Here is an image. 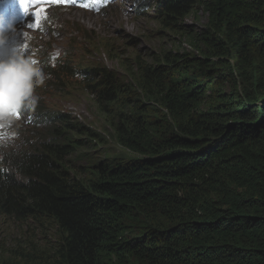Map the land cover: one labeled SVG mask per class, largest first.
Returning <instances> with one entry per match:
<instances>
[{
  "label": "trees",
  "instance_id": "16d2710c",
  "mask_svg": "<svg viewBox=\"0 0 264 264\" xmlns=\"http://www.w3.org/2000/svg\"><path fill=\"white\" fill-rule=\"evenodd\" d=\"M154 1L163 27L194 6L207 26L188 32L189 51L138 57L131 86L76 72L127 156L79 171L72 157L95 134L35 110L47 139L0 162V216L29 239L0 241V264H264V0ZM46 226L59 240L42 247Z\"/></svg>",
  "mask_w": 264,
  "mask_h": 264
},
{
  "label": "rangeland",
  "instance_id": "374dc122",
  "mask_svg": "<svg viewBox=\"0 0 264 264\" xmlns=\"http://www.w3.org/2000/svg\"><path fill=\"white\" fill-rule=\"evenodd\" d=\"M123 1L124 4L113 6L104 16H99L98 11L91 9L92 7L89 5L82 7L81 11L65 9V11L52 12L53 18H50L45 32L46 35H49V39L41 40V43L53 53L55 62L70 63L68 67H71L74 73L87 68L100 72L103 70L104 73L112 75L121 84L129 80L131 86L133 85L132 79L135 78V71L132 70L138 57L150 62H158L164 56V52L184 53L189 51L188 32L203 29L208 23L206 13L194 6L191 8L189 16L179 21L174 26L175 28L170 29L166 26L163 27L165 17L160 19V15L152 9L145 12L146 16L141 17L134 0ZM91 2L103 5L104 3L111 4L113 1L106 3L105 0H91ZM154 5L155 2L152 3V6ZM98 9L100 8L98 7ZM52 19H55V23L61 26L60 29L52 24ZM77 26H80L84 32L77 34ZM93 28L96 31H93ZM52 30L56 34L52 33ZM66 32L72 36L64 35ZM35 37L45 38L42 34H37ZM31 43L37 42L32 39ZM53 68V65L47 63L46 70L53 71ZM46 70L43 69V71ZM81 79L74 75L70 78L63 77L56 83L53 81L47 83V89L37 86L34 94L41 97L42 106L50 110L51 113L65 116V120H72L73 123H77L95 134V143L93 142L88 148L76 151L71 160L72 166L77 170L87 171L95 161L123 157L129 153H125L116 142L111 125L115 119L104 114L105 109L99 102L100 97L95 94L93 87L92 89L88 88L89 81L84 84ZM24 116L19 120L29 119L31 122H35L31 113L28 115L25 113ZM57 122L53 121V123ZM61 123L59 121L58 124H52L53 126L50 125L49 128L59 129ZM45 128L47 127L36 126L34 123L28 126L25 123L18 124L15 131H21L22 135L11 138L6 146L12 147L2 152L17 151L19 154L23 149L26 150L27 146L23 145L22 137L26 138L27 133L28 137L25 142L29 143L30 137L35 136L32 143L35 146L36 139L44 137ZM76 138L85 139L81 135H77ZM21 155L22 153L18 156ZM1 157L3 156L0 153ZM0 162L5 161L0 160ZM15 175L22 178V175L16 170ZM28 239V231H24L17 222L0 216L1 242L7 243L8 247L12 248L16 243L25 246ZM36 239L39 240L42 247H47L54 245L59 240V236L54 228L46 226L43 232L37 233Z\"/></svg>",
  "mask_w": 264,
  "mask_h": 264
},
{
  "label": "clouds",
  "instance_id": "9594fccd",
  "mask_svg": "<svg viewBox=\"0 0 264 264\" xmlns=\"http://www.w3.org/2000/svg\"><path fill=\"white\" fill-rule=\"evenodd\" d=\"M153 2L155 1L144 0V3H138L137 8H139L138 10L141 17L146 16L147 11L151 9L156 12V3L152 6ZM121 4H124L123 0L115 1L105 8L104 12L99 16H104V14L108 13L110 8ZM144 7H150V9L144 10L146 13L143 16L141 10L144 9ZM14 32V25L8 22L6 18L0 17V50H6L0 52V134H2L0 135V153L3 156L0 160H10V156H18L20 153L24 152L29 155L36 149V147L32 145L34 137L29 143L25 142L28 137L27 133L26 138H22L23 145L27 146L26 150L23 149L19 154L17 151H9V153L2 152L12 147L6 145L15 135L16 131L14 132L13 129L17 125L21 114L35 109L39 99V97L34 94L35 88L43 84L46 79L45 73L39 63L33 59L31 55L26 53V44L9 47V41ZM46 39L49 38L46 37ZM66 64H64L62 68ZM51 81L55 82L56 78H49L45 83H51ZM46 139L47 138L42 139L41 144ZM4 171H6V169H4ZM12 172L15 175V170H12Z\"/></svg>",
  "mask_w": 264,
  "mask_h": 264
},
{
  "label": "bare ground",
  "instance_id": "6f19581e",
  "mask_svg": "<svg viewBox=\"0 0 264 264\" xmlns=\"http://www.w3.org/2000/svg\"><path fill=\"white\" fill-rule=\"evenodd\" d=\"M87 2H91V0H86ZM102 1V0H101ZM106 1V3L107 2H110V1H107V0H105ZM81 8H82V6H76V5H72V6H69L68 8H66V9H74V10H79V11H81ZM23 11V8H20V10H19V12H22ZM32 11H35V10H33L32 9ZM26 19H25V23H26V28L24 29V30H19V31H15L13 34H12V36H11V39H10V41H9V47H12L14 44H16V43H20V44H22V45H24V44H26V45H31V44H33V43H31V40L33 39L34 41H36L37 43H35V44H33L35 47H39V46H43L42 48L44 49L45 47H46V45H43L42 43H41V41H37V38L35 37L37 34H42V36L44 35V37L46 38H48V36L49 35H46V31H47V25H48V22H49V20H50V18H53V17H51V16H47L46 15V19H44V20H42V22H41V24H40V28L39 29H37V31H34L33 29H29V27H28V25L29 24H31V23H29L28 21H27V18H30L31 19V21H33V23H34V20H35V17L32 15V14H26V17H25ZM19 32L20 33H22V34H24L25 35V33H27V37H26V39H16L15 38V36H17L18 34H19ZM52 33H55V31L54 30H52ZM56 34V33H55ZM32 38V39H31ZM54 45V44H53ZM3 51H6V50H0V52H3ZM40 52H41V50H40ZM57 52V51H56ZM59 52V51H58ZM57 52V53H58ZM67 53V52H66ZM65 53V54H66ZM58 55V54H57ZM58 58L59 57H61V56H57ZM55 60L56 59H52V60H50L48 63H50L51 65H55V64H57V63H59V62H55ZM74 76H77V77H81V76H79L77 73H75V75ZM82 80V79H81ZM36 88H38V87H36ZM26 113V115H28L29 114V112H23L22 114H21V116H20V118H22V117H25L24 116V114ZM31 116L34 118V120H35V122L37 121V118L38 117H35V116H33L32 115V113H31ZM54 125V124H53ZM52 125V126H53Z\"/></svg>",
  "mask_w": 264,
  "mask_h": 264
},
{
  "label": "snow or ice",
  "instance_id": "6c2138e0",
  "mask_svg": "<svg viewBox=\"0 0 264 264\" xmlns=\"http://www.w3.org/2000/svg\"><path fill=\"white\" fill-rule=\"evenodd\" d=\"M76 0H21V6L26 14H32L35 17L34 23L28 25L29 29H39L42 20L46 19V8L49 5H71ZM37 9L32 11V9ZM27 33H25V36ZM27 48V45H25ZM2 135V134H0Z\"/></svg>",
  "mask_w": 264,
  "mask_h": 264
}]
</instances>
